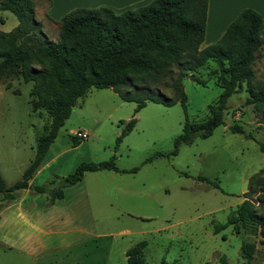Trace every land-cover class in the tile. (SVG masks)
<instances>
[{"label": "rangeland", "instance_id": "rangeland-1", "mask_svg": "<svg viewBox=\"0 0 264 264\" xmlns=\"http://www.w3.org/2000/svg\"><path fill=\"white\" fill-rule=\"evenodd\" d=\"M33 2L35 19L50 42L58 41L57 24L75 10L100 8L81 7L87 0ZM18 24L13 13L0 11L1 31L10 32ZM215 68L209 64L195 79L192 75L185 78L187 114L179 103L168 107L148 102L136 115L134 130L118 146L116 140L123 128L120 122L132 119L136 104L122 101L111 89H93L80 98L46 156V161H55L34 185L65 178L82 163H100L112 157L120 170H139L88 173L81 183L64 189V199L57 205L59 230L84 228L104 237L82 241L79 234L56 236L44 245L37 261L0 244V264H127L125 251L141 241L147 242V264H222V257L229 264H245L241 255L244 242L257 244L252 264H264L261 237L251 231L237 235L228 225L251 178L264 169L260 146L264 144V114L246 105L248 85L244 83L229 99L225 125L170 155L186 119L202 123L209 117L210 107L216 105L222 89ZM253 69L256 80L264 83L263 54ZM13 87L0 88V171L9 186L23 178L36 156L38 138L51 121L44 110L42 116L33 112L32 83L18 82ZM161 88L164 95L172 96L170 90ZM234 124L241 125L244 133H234L230 129ZM79 130L88 132L89 138L75 146ZM152 157V162L145 163ZM32 193L29 201L48 204V195ZM24 195L25 191H20L17 198ZM221 226L227 227L216 234Z\"/></svg>", "mask_w": 264, "mask_h": 264}, {"label": "trees", "instance_id": "trees-1", "mask_svg": "<svg viewBox=\"0 0 264 264\" xmlns=\"http://www.w3.org/2000/svg\"><path fill=\"white\" fill-rule=\"evenodd\" d=\"M208 8V0H153L121 14L107 7L77 9L58 24V41L50 42L35 19L33 0H0V11L13 13L19 21L9 33L0 32V71L15 65L20 80L33 84V112L43 115L44 110L51 118L38 138L36 156L23 178L9 186L0 171V211L5 206L3 202L15 201L22 190L48 195L47 205L52 206L64 199V189L82 182L88 173L138 172L139 168L120 170L112 157L100 163H82L69 176L57 177L48 184L30 185L73 107L93 89H111L122 101L136 104L132 119L120 122L123 128L116 140L118 146L134 130L136 115L148 102L168 107L179 103L187 114L185 78L192 75L195 79L201 69L215 64L214 73L222 93L204 122L191 123L186 119L170 155H177L181 146L208 138L216 128L225 125L228 101L244 83L249 93L246 105L264 114V83L256 80L253 69L264 55L263 16L251 8L243 10L216 44L202 48ZM195 82L206 85L203 80ZM161 87L170 90L172 96L164 95ZM230 129L244 133L239 124ZM80 143L73 140L75 146ZM260 146L264 152V144ZM243 197L228 225L234 227L237 235L251 231L261 237L260 243L264 245V169L251 178ZM227 226L218 227L216 234ZM146 247L147 242L141 241L130 248L126 252L127 264H147ZM256 252V242L243 243L241 255L245 264H252ZM220 261L229 264L225 257Z\"/></svg>", "mask_w": 264, "mask_h": 264}, {"label": "crops", "instance_id": "crops-1", "mask_svg": "<svg viewBox=\"0 0 264 264\" xmlns=\"http://www.w3.org/2000/svg\"><path fill=\"white\" fill-rule=\"evenodd\" d=\"M152 1L153 0H87L81 7H107L112 9L115 13L120 14L127 10H136L146 6ZM208 1L209 8L206 37L202 44V48L216 44L225 34L227 27L247 8L256 10L264 18V0ZM50 2L56 3V0H50ZM54 8L55 6H53V9ZM0 32L9 33L1 30ZM18 82L22 83L19 71L15 65H10L0 71V88L13 90V86ZM53 161H55V158L46 161L45 157L42 166L30 181V185L35 186L34 183L37 177L44 169L49 168ZM22 191H25V195L22 198H17L15 201L9 203L3 202L5 206L0 211V244L9 251L17 252L18 255L29 256L37 261L42 256L44 245L50 243L56 236L79 234V240L82 241H84V238L89 240L90 238H101L105 236L95 234L93 230L84 228L69 231L59 230V221H61V219L58 215L59 210L57 205H59L58 202L60 201L52 206L45 205L43 202L42 204L40 203L41 205H37L35 202L28 200V196L33 194L30 189ZM0 200H2V194H0ZM123 233L130 234V231H123ZM127 251H125V256Z\"/></svg>", "mask_w": 264, "mask_h": 264}, {"label": "built area", "instance_id": "built-area-1", "mask_svg": "<svg viewBox=\"0 0 264 264\" xmlns=\"http://www.w3.org/2000/svg\"><path fill=\"white\" fill-rule=\"evenodd\" d=\"M74 138L78 139L79 141L80 140H87L89 138V134L86 132V131H83V130H79Z\"/></svg>", "mask_w": 264, "mask_h": 264}]
</instances>
